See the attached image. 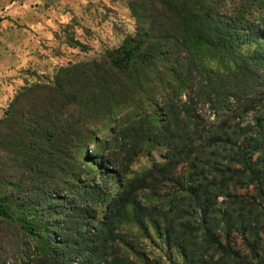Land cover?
<instances>
[{
  "label": "trees",
  "instance_id": "trees-1",
  "mask_svg": "<svg viewBox=\"0 0 264 264\" xmlns=\"http://www.w3.org/2000/svg\"><path fill=\"white\" fill-rule=\"evenodd\" d=\"M158 1L161 7L152 15L151 27L126 38L110 54L108 66L94 62L61 67L51 82L24 86L0 117V227L3 221L13 224L35 239L38 264H112L109 251L114 248L115 255L120 250L112 236L115 219L134 209L145 224L138 192L156 190L164 179H174L173 169L193 155L201 165L191 162L190 196L202 202L200 224L207 239L221 260L264 264L258 250L264 229V0ZM173 55L186 60L184 69L175 63L166 66ZM214 64L217 68L208 71ZM193 70L195 78L198 70L207 72L203 85L195 86ZM126 109L135 117L146 116L147 127L143 119L140 127L112 128L113 139L91 158L93 166H86L81 159L84 147L98 144L101 129L110 121L119 123ZM252 111V120L243 125ZM212 116L214 121L224 118L207 128L204 117ZM82 117L87 119L85 128ZM206 134L208 142L200 144ZM103 136L100 139L106 140ZM111 141L116 151L110 152ZM221 143L231 144L225 151L233 149V157L225 164L214 160L211 166L206 145L219 149ZM160 145L166 148L165 163L154 162L116 194L102 196L98 178L105 186L115 170L124 178L143 150L150 153ZM118 148L126 153L121 167L116 165ZM212 170L221 179L211 192L210 182L204 181ZM157 172L162 177L156 179ZM83 175L87 181H80ZM251 185V199L232 190ZM220 195L226 196L229 208L221 217L211 216ZM100 200L106 211L96 219L91 215ZM165 220L160 233L191 250L190 238L197 229L182 210L175 217L166 213ZM219 226L223 233L217 231ZM234 230L251 256L235 245ZM196 249L188 255L195 256Z\"/></svg>",
  "mask_w": 264,
  "mask_h": 264
},
{
  "label": "rangeland",
  "instance_id": "rangeland-1",
  "mask_svg": "<svg viewBox=\"0 0 264 264\" xmlns=\"http://www.w3.org/2000/svg\"><path fill=\"white\" fill-rule=\"evenodd\" d=\"M31 1L0 0V4H2V7H0V19L5 20V31H7L8 36L11 35L14 38L16 37L14 33L18 34V40L25 37L21 41L22 45H28L31 42L32 46H34L33 50L35 49L33 55L36 60L33 64L34 67H30L28 71L24 72L26 76L23 78V83L18 87H14L15 89L13 88L12 96H8L0 108V117L3 116L11 101L24 86L36 82H51L55 73L61 67L76 63L91 64L94 62L108 66L110 54L120 48L126 38L135 37L139 30L145 31L149 26L151 27L152 15L161 7V2H157V0ZM133 7H135V10ZM136 11L138 17L136 16ZM30 37H33L31 41L28 40ZM10 42L7 40V44ZM7 44L6 46L8 47ZM181 55L179 60H176L175 55H173L170 61L166 63V66L175 63L178 65L179 70L184 69L186 60ZM212 67L217 68V65H209L207 66V70L209 71ZM194 73L195 71L193 70V78H195ZM196 75L198 77L195 78V86L203 85L207 72L205 70H198V74ZM201 105L208 109L207 105ZM123 112L124 114L120 118L119 123L115 122V120L114 122L110 121L107 126H104V129H101L100 135L96 137V139H99L98 144L93 146L86 145L84 147L86 152L81 159L86 166H93L94 163L91 161V158L96 157V154L101 152L105 141L113 139L111 135L112 128L119 130L122 124L125 126L128 124V126L132 124L139 126L143 119H145L143 127H147L146 116L137 115L135 117L131 109H126ZM253 115V111L247 114L243 125L246 121L252 120ZM223 118L214 121L213 116L210 119L204 117V121L208 128L211 122L214 121L218 124V121L220 122ZM82 120L80 121L81 127H87L84 125V122L87 121L86 117H82ZM102 123L103 121H99L98 126L102 127ZM100 136L107 139H100ZM208 140L209 135L206 134L205 139L200 144H205ZM114 143V141L110 142V149L114 148ZM230 145L221 143L219 149L212 146L207 148L206 145V155L211 162V166H214V160H218L220 164H225L228 161V157H233V149L231 152L225 151V148H229ZM119 149L121 148H118L119 159L116 165L121 167V161L125 159L126 153L124 151L120 152ZM215 150H220V153L216 154ZM113 151H116V149L110 152ZM165 151L166 148L162 145L152 148L150 153L143 150L130 164L124 178H118L119 173L115 170L116 176L110 179L108 186L104 185L102 178H98L97 183L103 189L102 196L109 197L116 194L117 189H121L127 180L134 178L136 174L142 171L147 173L154 162L165 163L167 160L164 155ZM193 157L194 155L190 162L179 163L173 169L174 179H164L159 183L156 190L149 187L138 192V199L141 200L146 211L145 224H142L139 219L137 220L134 209L129 210V212L126 211L123 216L115 219L114 234L112 236L115 239L114 247H118L120 250L115 255L111 252L114 248L109 251V260L112 264H205L203 260H206L207 264H219L220 261L226 262V264L231 263L228 260H221V254L217 252L212 243L207 239L203 231L204 228L200 224L203 214L199 206L202 202H198L194 197L190 196L192 195V190L191 180L189 179L191 175L189 174L194 171V165L191 164V162H195V157ZM224 157L225 159H223ZM83 162L82 168H84ZM195 163L201 165L200 163ZM211 166L205 169L210 172ZM109 167L112 168V166ZM235 168L238 169L240 167L238 164H235ZM84 172L81 171L80 173ZM153 175H155L156 179L162 177V174L159 172ZM79 178L82 182L87 181L84 175ZM148 179L154 182L152 176H149ZM220 179L221 177L216 175L212 170L209 176L207 175L206 180L204 179V183L210 182L209 187H211L212 192L218 188ZM88 181H91L90 183L93 182L92 179ZM232 190L250 199L251 197H255L252 185L237 188L236 190L233 188ZM103 201H98L94 207L95 216L91 215V217L102 219L106 211V204ZM67 202L68 204L71 202L70 198H67ZM261 206L263 204L260 205V208H262ZM214 207L218 209H215L211 216L216 215L217 217H221L224 213L223 211L229 208L226 196L220 195ZM181 210L183 218L189 219L191 226L197 229L190 238L193 241V245L190 247L192 248L191 250H186L181 244L178 245L180 246L179 249L176 243L169 241L163 233H160V231L164 232L166 213L169 217H175V214ZM261 221L264 224V218ZM3 222L0 227V240L2 241V245L0 244V264H38L39 258L36 240L24 234L15 225ZM91 224L95 225L94 222ZM217 231H222L223 233V228L219 226V228L217 227ZM232 236L238 249L244 255L251 256L249 250L243 244L240 232L234 230ZM260 237L258 250L260 256L263 257L264 229L261 231ZM194 247L197 249L195 256L192 257L188 253ZM114 258L117 261L113 262ZM194 259H198L197 262H194Z\"/></svg>",
  "mask_w": 264,
  "mask_h": 264
},
{
  "label": "crops",
  "instance_id": "crops-1",
  "mask_svg": "<svg viewBox=\"0 0 264 264\" xmlns=\"http://www.w3.org/2000/svg\"><path fill=\"white\" fill-rule=\"evenodd\" d=\"M41 0H32L31 2H40ZM2 7V4H0ZM5 20L0 19V108L5 103L8 96H12L13 88L18 87L23 83V78L26 76L24 72L30 67H34L35 49L33 50L32 43L22 45V40H18V34L15 38L8 36L5 31ZM33 37L28 40L31 41ZM7 40L11 41L7 44ZM8 45V47L6 46ZM15 89V88H14Z\"/></svg>",
  "mask_w": 264,
  "mask_h": 264
}]
</instances>
